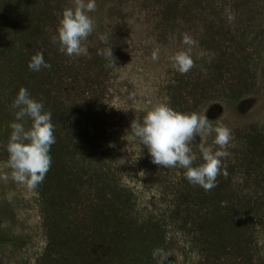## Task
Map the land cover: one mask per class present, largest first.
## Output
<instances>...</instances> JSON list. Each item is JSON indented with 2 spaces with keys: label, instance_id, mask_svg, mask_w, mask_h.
Returning <instances> with one entry per match:
<instances>
[{
  "label": "trees",
  "instance_id": "trees-1",
  "mask_svg": "<svg viewBox=\"0 0 264 264\" xmlns=\"http://www.w3.org/2000/svg\"><path fill=\"white\" fill-rule=\"evenodd\" d=\"M219 1L223 12L225 0ZM70 2L0 0V107L8 127L0 141L18 122L12 103L21 87L52 113L56 138L51 168L37 186L47 227L38 264H156L152 252L157 248L168 256L179 245L185 251L175 232L188 238L190 252H199L194 264H264L256 243L264 232V124L234 136L226 149L230 155L222 160L227 176H218L216 188L206 192L187 181L186 170L168 168L181 171L180 181L160 187L163 199L152 196L140 208L133 189L121 185L112 169L116 124L106 117L113 114L114 121L117 111L104 104L112 88L109 60L99 54L69 57L53 42ZM232 6L240 12L241 5ZM222 19L205 32L203 45L217 54L207 56V71L182 74L167 87L173 110L198 113L218 100L241 101L257 88L262 34L249 23L231 29ZM123 29L115 24L110 30L111 47L125 38ZM37 51L50 68L29 70ZM30 125L28 119L25 127ZM143 148L145 160L153 164ZM196 157L194 167L203 163L202 155ZM150 169L154 175L163 168L153 164Z\"/></svg>",
  "mask_w": 264,
  "mask_h": 264
},
{
  "label": "rangeland",
  "instance_id": "rangeland-1",
  "mask_svg": "<svg viewBox=\"0 0 264 264\" xmlns=\"http://www.w3.org/2000/svg\"><path fill=\"white\" fill-rule=\"evenodd\" d=\"M232 3L241 5L240 12L234 10ZM70 4L71 7L74 6L73 0ZM96 6V10L89 13L94 20V31L82 41V47L87 51L76 57L92 58L104 49L112 48L117 64L116 67L109 66L111 70L107 75L112 88L104 102L108 111H117L114 121L112 113L113 116L106 117L108 123L116 124L112 125L115 134L110 141L113 147L112 169L121 185L133 189L141 208L152 196L154 201L163 199L161 188L176 180L180 181L182 173L163 168L157 171L160 175L157 179L152 178L157 172L152 175L154 172L150 167L153 164L145 160L146 151L139 139L131 133V123L135 119H142L143 114L158 104L170 106L167 87L182 75L173 68L170 60L177 52L190 51L195 67L188 73L207 71V56L215 59L217 54L204 46L203 41L206 40V30H211L218 24L217 18L221 20L223 16V22L230 25L231 29L239 23H249L262 34L257 69L258 85L254 92L241 101L211 102L202 106L198 114L206 115L213 122V127L225 126L230 129V142L247 127L264 124V0H225L223 12L219 0H96ZM228 14L235 16L233 22H229ZM224 15H227L226 18ZM246 16L250 17L249 20L245 19L247 22L240 21ZM115 24L124 27L125 38L120 44L111 47L108 39ZM185 33L196 42L194 46L189 48L183 44ZM101 36L107 38V43L100 40ZM153 53L157 54L158 59L152 58ZM5 122L6 118L0 107V135L8 131ZM8 137L3 136L0 141V174H10L11 171L4 167L8 159L5 148ZM214 139L213 132L203 140L205 146L211 147L213 151L216 148ZM199 143L200 138L197 136L191 146L195 156L201 155L196 147ZM160 181L164 185H160ZM9 193H14L11 200L7 198ZM43 208L37 188L29 190L11 179H0V264H38L47 245ZM175 234L176 239L188 247V238L183 232ZM256 243L258 251L264 257V232L258 235ZM186 246L184 252H180L182 245L171 251L165 264L197 262L201 258L199 252H190Z\"/></svg>",
  "mask_w": 264,
  "mask_h": 264
},
{
  "label": "clouds",
  "instance_id": "clouds-1",
  "mask_svg": "<svg viewBox=\"0 0 264 264\" xmlns=\"http://www.w3.org/2000/svg\"><path fill=\"white\" fill-rule=\"evenodd\" d=\"M73 5L62 11L58 35L52 38L54 43L59 44L60 51L69 57L79 56L87 51L82 47V41L94 31V20L89 13L94 12L97 7L96 0H73ZM227 18L229 22L235 20L232 14H228ZM100 40L107 43L105 36H101ZM182 42L189 48L196 43L187 33L183 35ZM99 54L109 60V66L116 67L117 60L112 48H106ZM152 58L158 59L157 54L153 53ZM170 60L173 68L180 74H187L195 67L190 51L177 52ZM50 67L41 51H37L28 64L29 70L36 72ZM12 108L16 110L14 115L18 122L10 124L11 133L5 145L8 159L4 165L11 171L10 174H0V179H11L34 190L44 181L52 165L51 146L56 143L52 113L44 111V105L31 98L28 90L23 87L19 89ZM28 119L31 120V125L26 128ZM213 132L214 144L218 146L216 151L206 147L203 142ZM131 133L147 148L154 165L165 169H185L187 181L193 186L202 187L206 192L218 186V176H227L226 165L222 164V160L230 155L226 149L232 138L231 131L225 126L213 127V122L206 115L196 112L180 113L161 103L143 114L142 119L133 120ZM197 136L200 143L196 147L199 148L203 163L194 167L197 157L192 153L191 146ZM13 196L14 193H9L7 198L11 200ZM222 206H227V202H222ZM168 257L162 248L152 252L156 264H165Z\"/></svg>",
  "mask_w": 264,
  "mask_h": 264
}]
</instances>
